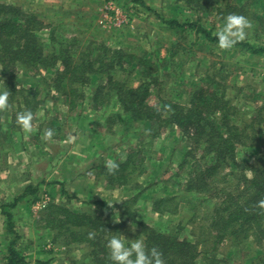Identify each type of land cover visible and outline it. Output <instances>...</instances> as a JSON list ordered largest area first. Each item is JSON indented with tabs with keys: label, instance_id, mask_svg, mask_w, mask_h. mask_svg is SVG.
I'll return each instance as SVG.
<instances>
[{
	"label": "trees",
	"instance_id": "1",
	"mask_svg": "<svg viewBox=\"0 0 264 264\" xmlns=\"http://www.w3.org/2000/svg\"><path fill=\"white\" fill-rule=\"evenodd\" d=\"M177 1L193 10L198 18L185 22L162 19L163 25L179 34L195 32L208 43L218 46L213 35L219 30L218 26L224 25V18L229 13L242 14L252 22V28L248 30V37L243 43L227 51L264 55V0ZM133 2L146 4L144 0ZM17 11V7L0 4V72L3 85L12 93L9 103L12 100L22 106L17 107L19 112L27 110L23 108V102L32 112L43 103L37 100V90L30 95L16 91L19 66L31 69L40 64L46 69L56 68L53 78L55 91L67 98L72 108L77 106L78 100L88 98L83 91L95 80L90 103L95 106V111L108 115L110 121L123 128V145L147 134L148 138L156 139L161 128L169 129L173 134L179 133L183 138L186 136L192 143V148L186 149L184 161L179 165L180 170H189L185 182L180 181L177 173L179 181L163 180L159 183L168 190L167 194L151 195L153 199L150 204L154 213L161 215L160 224L149 225L140 219L139 209L146 207L142 198L145 189L141 191L140 185H136L133 196L123 205H110L105 200H98L88 203L91 209L76 210L66 203H49L41 211L39 221L41 230L52 233L51 252L58 245L59 249L65 250L72 246H83L89 249L85 264H112L106 248L111 235H123L128 240L143 235L148 248L156 246L163 252L166 264H198L199 260L203 264H235L238 252L248 244L264 245V213L255 207L257 201L264 198V153L247 168L237 161L240 146H247L260 135L264 136V102L242 116L238 106L227 98L226 88H214L211 83L192 91L186 105L169 102L152 105L148 102L152 94L151 86L157 85V82L144 79L134 86L127 77L121 79L117 75L127 72V69L131 70L129 73H134L137 68L136 63L132 62L134 55L129 56L122 48L112 50L106 44L97 45L95 42L81 47L82 42L77 37L62 42L60 48L55 49L50 44L41 43L39 33L46 27V21L40 22L35 14L23 16ZM53 39L57 41L56 37ZM49 51L51 54H45ZM60 61L61 66H58ZM140 64L145 77L150 76V71L157 67L146 60ZM112 99L115 101L112 102ZM102 104L107 105L102 108ZM3 115L4 111L0 112V136L4 141H11V137L2 135L4 129L14 130L13 134L16 131L11 124L4 127L1 120ZM141 153L135 149L128 152L125 159L116 161L120 168L114 175L107 173L104 157L95 168L100 175L110 177V185L128 186L133 180L132 175L141 168L137 159ZM144 159L140 160L143 162ZM227 169L234 172L225 173ZM248 169L252 177L247 175ZM143 173L144 170H141L140 174ZM229 176L233 179L228 180ZM230 181H234L232 185H228ZM38 192L39 186H27L22 195L9 203L0 204L1 213L6 218L8 237L15 236L6 245L8 255L2 264H26L22 245L18 246L20 236H16L12 210L28 195ZM216 196L220 197V201L212 213L204 214L201 220L205 222L211 217L205 231L207 236H203L205 232L201 228V234H197L199 236L190 238L191 235L194 237L198 226L191 219L189 224L196 227L184 232L188 229L184 223V218L189 215L188 208L199 214L202 209L205 210L206 203L210 205ZM185 208L187 210L184 211ZM183 211V219L173 224L171 217ZM187 233H190V237L185 235ZM230 247L233 250L229 256L227 250ZM248 262L264 264V251L253 253Z\"/></svg>",
	"mask_w": 264,
	"mask_h": 264
},
{
	"label": "rangeland",
	"instance_id": "2",
	"mask_svg": "<svg viewBox=\"0 0 264 264\" xmlns=\"http://www.w3.org/2000/svg\"><path fill=\"white\" fill-rule=\"evenodd\" d=\"M144 1L145 5L133 0H0V4L17 7V13L23 16L35 14L40 22L46 21V27L39 33L41 43L50 44L55 49H59L62 42L77 37L82 42L81 47L95 42L97 45L106 44L112 50L122 48L129 56L134 55L132 62L137 66L134 73H129L131 70L127 69V72L117 75L121 79L127 77L134 86L144 79L157 82V85L151 86L152 94L148 102L152 105L165 102L186 105L192 91L211 83L214 88H226L227 98L238 106L242 116L264 102V55L224 51L195 32L179 34L163 25L162 19L194 20L198 16L193 10L177 0ZM220 28L219 25L217 29ZM143 60L157 66L148 77L142 73L140 62ZM60 63L58 66H61ZM126 66L128 68L129 64ZM30 68L19 66L16 91L30 95L37 90V100L43 103L33 110V131L29 134L18 125L14 126L19 112L17 107L22 106L11 100L12 107L4 111L1 119L4 127L11 124L16 134H13L14 130L5 128L2 135L11 137V141H4L0 136V204L9 203L22 195L27 186H39L36 195H28L12 210L16 236H20L18 246L22 245L26 264H85V258L89 257L86 247L72 246L65 250L59 249L58 245L51 252L52 233L41 230V211L49 203H66L76 210L91 209L88 203L98 200H105L110 205H123L133 196L136 185H140L141 191L145 189L142 198L146 204L145 208L139 209L140 219L149 225L160 224L161 215L154 213L150 204L151 195L167 194L168 190L159 183L163 180L179 181L177 173L180 181L185 182L189 170H180L179 165L184 161L186 149L192 148V143L186 136L183 138L179 133L173 134L171 130L161 128L156 139L148 138L147 134L123 145V128L110 121L108 115L95 111V106L90 103L95 80L83 91L88 98L78 100L77 106L72 108L68 99L55 91L53 78L56 68L46 69L40 64L37 68ZM39 69H42L41 72ZM0 90H4L2 72ZM23 103V108L30 109ZM102 105L104 108L107 104ZM49 128L54 130L55 135L51 140H45L42 134ZM69 137L75 139L69 142ZM135 149L142 151L137 156L141 168L132 175L133 180L128 186L110 185V177L106 178L96 170L102 157L105 161H119ZM237 153L240 165L247 168V165L255 164L264 153V136L260 135L247 146H240ZM143 158L142 162L140 159ZM228 169L225 173L234 172ZM141 170H144L143 174H140ZM246 173L252 177L249 169ZM227 179L232 180L233 177ZM216 197L210 205L206 203L205 210L202 209L199 214L187 207L189 215L184 218V223L188 229L184 232L196 227L189 224L191 219L195 220L198 229L194 237H190V233L185 235L194 239L201 234V228L202 232L206 231L211 217L205 222L201 220L204 214H211L220 201V197ZM35 200L34 204L30 203ZM184 211L171 217L173 224L183 219ZM5 219L0 210V264L8 255L6 245L15 239L14 235L8 237ZM203 236L206 237L207 232ZM232 250L230 247L227 255L230 256ZM256 251H264V245L248 244L238 252L235 264H249L248 260ZM198 264L203 263L199 260Z\"/></svg>",
	"mask_w": 264,
	"mask_h": 264
},
{
	"label": "clouds",
	"instance_id": "3",
	"mask_svg": "<svg viewBox=\"0 0 264 264\" xmlns=\"http://www.w3.org/2000/svg\"><path fill=\"white\" fill-rule=\"evenodd\" d=\"M251 28L252 22L246 16L229 13L224 18V25L213 35L218 41V48L227 51L237 44L243 43L248 37V30ZM11 95L12 93L4 86V90L0 92V112L12 107L9 103ZM33 120L34 113L30 109L16 114V124L26 134L33 131ZM54 135V130L49 128L44 130L42 138L51 140ZM68 139L71 142L75 138L69 137ZM104 167L109 175H114L119 171L120 164L114 159L106 160ZM255 207L264 213V198L257 201ZM106 248L112 264H166L163 252L156 246L148 248L143 235L137 239L128 240L123 235L113 234L108 238Z\"/></svg>",
	"mask_w": 264,
	"mask_h": 264
},
{
	"label": "crops",
	"instance_id": "4",
	"mask_svg": "<svg viewBox=\"0 0 264 264\" xmlns=\"http://www.w3.org/2000/svg\"><path fill=\"white\" fill-rule=\"evenodd\" d=\"M27 262V261H26Z\"/></svg>",
	"mask_w": 264,
	"mask_h": 264
}]
</instances>
